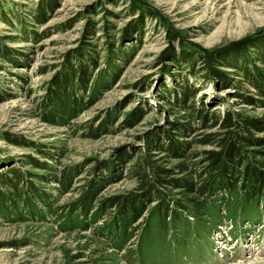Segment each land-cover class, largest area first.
Returning <instances> with one entry per match:
<instances>
[{"label":"rangeland","instance_id":"1","mask_svg":"<svg viewBox=\"0 0 264 264\" xmlns=\"http://www.w3.org/2000/svg\"><path fill=\"white\" fill-rule=\"evenodd\" d=\"M40 1L0 0V45L10 48L11 58L17 61L0 58V170L10 173L22 168L33 176H45V192L52 195L53 206L60 214L64 207L67 211L73 209V203L97 184L95 170L99 167L118 168L122 177L102 187L97 203L137 192L138 180L130 177V170L148 157L152 141L160 145L163 140L180 148L174 155L159 150L149 155L166 171L168 182H198L191 164L202 168L204 153L215 149V145L201 142L206 135L221 132L214 120L208 130L179 133L175 126H188L190 117L166 101L170 95L166 90L178 92L175 82L187 81L196 89L197 108L209 107L210 113L229 112L264 126V105L244 104L241 96L250 87L238 72L218 63L216 70L228 74L231 80L225 85L211 77L210 59L200 60L195 69L181 57L175 62L170 59L171 54L181 50L200 55L202 50L206 57L220 54L248 38L262 36L264 0H59L58 8L42 26L30 19ZM141 15H145L141 34L135 33L132 41L122 42L124 30L138 26ZM36 35L40 37L37 40ZM86 44L99 53L97 72L106 71L102 75L106 87L73 127L53 126L46 121L44 94L52 77ZM110 47L117 55L112 61ZM249 56L255 57L254 52ZM110 62L118 70L111 76L107 67ZM257 66L264 70L262 63ZM237 85L243 88L239 90ZM134 111L144 115L130 125L126 118ZM109 114L117 117L106 132H98L96 137L84 132L87 124ZM252 133L264 141V132ZM16 140L27 145L17 146L12 143ZM40 149L48 155H40ZM122 151L132 153V160L123 169L118 158ZM32 159L47 164L57 179L66 167L78 165L83 171L64 190L53 183L51 174L30 167ZM182 163L190 166L186 172L177 173ZM163 190L174 195L175 202L186 198L170 187ZM222 195L218 191L211 198ZM35 201L38 211L41 202ZM157 205L153 203L141 219L132 223L128 249L114 248L102 230L96 232L94 228L101 223L79 229L51 215L46 219L33 214L0 215V264H264V204L231 211L236 221H231L221 204L210 210L199 225L191 216L183 215L178 228L173 223L167 236L149 216ZM87 218L90 220V215Z\"/></svg>","mask_w":264,"mask_h":264},{"label":"trees","instance_id":"2","mask_svg":"<svg viewBox=\"0 0 264 264\" xmlns=\"http://www.w3.org/2000/svg\"><path fill=\"white\" fill-rule=\"evenodd\" d=\"M58 1L41 0L36 13H32L30 19L36 25H44L47 18L58 8ZM144 17L145 15H141L138 26H129L124 30V35L121 38L122 42L132 41L135 33L141 34ZM17 19L21 23V20ZM39 38L38 35L35 36V40ZM254 38H248L235 44V47L220 54L217 52L211 53L206 57L207 53L202 50L203 54L201 55L181 50L178 53L171 54L170 59L175 62L181 57V61L192 65L193 69L200 60L210 59L211 63L209 62L208 68L212 72L211 77L222 81L225 85H230L231 80H229L228 74L216 70V66L222 64L224 67L238 72L244 83L249 85V89H243L246 94L241 96L244 104L249 106L264 105V70L257 66L258 63L264 65V34L258 36L257 39ZM132 47L131 51L134 50ZM251 50L254 52L255 57L249 56ZM108 52L110 53V61L116 59L117 55L113 47H110ZM11 54L12 50L10 48L0 45V58L4 61L17 63L11 58ZM75 54V58H72L71 61L68 59L65 68L52 77L44 94L47 105V108H45L46 121L53 126L66 125L73 127V122L89 107L92 99L106 87V79L104 80V77H102L105 70L97 72L101 64L99 53L91 48L89 44H86L85 46L82 45ZM122 54H125V52H122ZM133 54L134 51L132 56ZM111 63L107 66L110 72L109 76L118 71L117 67ZM107 78L109 79V77ZM237 87L239 90L243 88L240 85H237ZM175 88L178 92L172 89L166 90L170 93L166 101L185 111L190 117L188 126H175L179 129L180 134L195 133L200 129L208 130L214 120L217 121L216 125L218 123L221 132L213 135L208 134L201 142L204 145H215V149L204 153L205 160L202 168L198 164H191L195 166L198 182L194 183L186 179L168 182L166 171L160 169L157 162L152 161L153 157L149 155L157 150L171 151L174 155L180 148H178V144H169L163 140L160 145H156L152 141L149 144L148 157L139 160L135 167L130 170V177H135L138 180L137 192L129 194L127 197H114L97 203L96 199L102 187L122 177V171H116L118 168L111 166L99 167L95 170L96 176H98L96 177L97 184L86 192L83 198L73 203L76 204L73 209L67 211V207H64L60 211L63 215L57 211V208H54L52 195L45 192L43 185V183H47L45 176H33V174L24 171L22 168H15L10 173L7 170H0V215L9 216L16 213L24 216L33 214L39 219H46L48 215H51L52 218L63 219L64 223H69L72 227L79 229L101 223L102 225L99 228H94L96 232L102 230L105 239L112 242L114 248L120 247L123 249L125 246L128 249L126 244L133 236V232H131L132 223L141 219L149 206L156 202L159 205L150 211L149 216L151 220L157 221L158 228L163 236H167L173 223H177L176 227L178 228L183 215H189L197 220L195 221L196 224H201L203 220L208 218L207 214L210 210L218 208V204H221L226 213L231 215V221L237 220L236 216L232 215L233 213L231 214V211L234 213L236 211L240 212L242 209L249 208L254 204L260 208L264 204V161L260 160L264 158V151L262 150L264 149V141L259 140L256 134L252 132H264V126L260 124V121L239 119L229 112L225 114L220 112L210 113L208 111L209 107L197 108L195 103L197 91L187 81L182 84H176L175 82ZM170 99L172 102L169 101ZM143 115L141 111L129 113L126 123L134 125L141 120ZM116 117V114H109L104 119L93 120L83 130L90 137H96L98 132H106L109 126L113 125ZM97 122L99 123L97 124ZM162 134L169 137L165 131ZM12 143L17 146L27 145L17 140L12 141ZM38 151L40 155H48L41 149ZM118 158L120 167L123 169L132 160V153L122 151ZM50 159L53 160L54 158L51 157ZM30 163L32 164L30 167H33V169L51 174L53 183L61 185L64 190L71 185L73 178L83 171L78 165L66 167L59 174L61 178L57 179L47 164H40L34 159L30 160ZM189 166L182 163L177 167L176 172L184 173ZM7 178L11 180L8 181ZM32 178H36V182L31 180ZM167 187L180 192L181 195L186 197L185 200L175 202V196H171L163 190ZM62 189L61 191H63ZM218 191H222L223 195L212 199L211 196ZM238 196L240 197L237 199ZM36 199L39 200V203L41 202V208L38 211L36 210ZM180 209L179 214L177 212ZM116 211H118L117 215L114 216L113 214ZM88 215L91 217V223L87 218ZM236 215L238 216L239 213H236ZM192 224L190 223V225ZM62 230H64V227H62Z\"/></svg>","mask_w":264,"mask_h":264}]
</instances>
